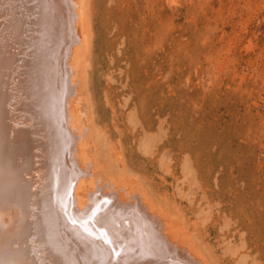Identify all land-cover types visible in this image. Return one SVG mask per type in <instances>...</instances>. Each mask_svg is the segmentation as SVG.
Masks as SVG:
<instances>
[{"label":"rangeland","instance_id":"rangeland-1","mask_svg":"<svg viewBox=\"0 0 264 264\" xmlns=\"http://www.w3.org/2000/svg\"><path fill=\"white\" fill-rule=\"evenodd\" d=\"M44 1L0 0V240L8 242L7 225L20 214L30 225L13 246L26 264H159L143 252V232L124 225L121 243L91 234L112 251L100 261L75 258L68 248L81 228L56 204L65 185L59 159L66 89L39 53L45 37L66 29L58 0ZM81 1L89 53L82 112L96 133L97 171L146 195L206 263L264 264V0ZM149 141V150L141 149ZM174 260L161 264H180Z\"/></svg>","mask_w":264,"mask_h":264},{"label":"bare ground","instance_id":"bare-ground-1","mask_svg":"<svg viewBox=\"0 0 264 264\" xmlns=\"http://www.w3.org/2000/svg\"><path fill=\"white\" fill-rule=\"evenodd\" d=\"M53 1L54 0L51 1L52 2V5H53ZM55 2H54V4H55ZM58 2H59V4L62 7L61 8L62 10L60 12V17L59 18H60V21L62 23V28L64 29V27H65V29H66V31H64L65 36H60V34H56V35H52L51 33H50L51 35L48 34L49 35V38L48 37H45V40L42 41L43 48L41 49V51L39 53L41 54L40 59H41V61H43L45 67H47L48 65H50L51 62L53 63V65H54V68L53 69L55 70L56 73H59L61 75L62 84H63V86H65L64 89H66L64 91V93H65V95H64L65 97L64 98H66L65 100H66L67 105L65 106L64 110L62 111L63 112V116H64V119H63L64 122L62 121V119H60V125H61V128L60 129L62 131L61 132V137L62 138H61V143H60L62 148L60 147L61 148L60 151L62 153L60 154L61 156H60V159H59L60 164H61L60 165V168L61 169L60 168L59 169L62 170V171H64V173H63L64 175H63V178H62L61 182L62 183L64 182L65 185H63V186L60 187V189L62 190V195L59 194L58 199H57V202L58 203H56V201H55V203L57 204V206H59V209L61 210V212L63 211V214L65 213L66 216H69L73 220L72 223H75L78 226V228L79 227L81 228L80 229L81 231H78L77 233H75L77 235L72 238L73 239V242H74V245L72 243L71 246H70L69 245L70 242L67 241L68 242V244H67L68 245V248H69L71 254L74 255V256L73 255L72 256L75 257V258H77V257L79 258V255L78 254H81L80 255V258H81V256L84 257L85 255H91V256H93V259L94 260L96 259V260H99L100 261V259L103 256H106L107 253L109 255V252L111 250H109V252H108V249L106 248V246H104L105 244L103 246H101V245L98 246V245L94 244V242L92 240V237H91V234L94 237H97L96 238V241L97 242L99 240H101V238H104V236L106 235L109 238V240H107L108 238L105 236L106 237V240L103 239V240H105L104 242L105 243H107V242L113 243V240H115L117 238H120L119 237V234H120L119 233V228H121L120 225H122V226L124 225L123 228L125 230L129 231V232L130 231L132 233L137 232V231H142L143 232L144 239H142L143 243L141 242L142 243L141 244L142 247H144V249H145V250L143 249L144 250L143 252H146L148 254L147 256H149V257H153L154 256L158 260V262H160L159 264H161L162 261H165L166 258L169 259V260H171L172 258H174L175 259L174 262L177 263V261H178L180 264H207V263H209V262H207V263L205 262L204 257L202 255L196 254L192 249H190L189 247H187V245L183 244L180 241L179 238H181V239H187L188 240V237L186 235L187 233L182 232V231H179V233L178 232H175L173 230V228H172L173 222L170 223L169 220L161 213V211H159L157 208H155L152 205V203L150 202V199L146 195L142 194L138 189L132 188V186H130L128 184V181H126L124 179L116 180V179H113V177H110V176L105 175V172L104 171H97L98 170V167H96L95 164H94V162L91 160V150L93 148L92 145L93 144H96V142H95L96 141V133L95 132L94 133H92V132L89 133L88 132L87 121L85 120L84 115H83V112H82V106L84 105L83 104V101H84V93H85V91L88 88L87 73H86L87 72L86 69H88V67H89V64H88V55H89V53L87 51L88 50V45H87L88 35H87V32H86L87 29H88V27H87L86 17H85L86 16V13H87V10L84 7V4L82 3L81 0H58ZM50 5H49V7H50ZM42 6H45V5H42ZM32 8H34V7H31V9ZM29 13H31V12H29ZM51 14L53 15V13H51ZM29 15H27V16H29ZM24 16L25 15H23V17ZM31 18L33 19V17H31ZM29 21L32 22V23L34 22V21H31V20H29ZM48 21H49V19H48ZM26 22H28V21H26ZM26 26H27V24H26ZM25 34L26 33H24V38H25ZM29 35H30V37L33 36L31 34H29ZM26 37H28V35H26ZM27 39H29V38H27ZM52 41L55 42L54 45L53 44L51 45L50 42H52ZM16 45H18V44H16ZM29 46H31V45H29ZM15 50H18V49L16 48ZM28 50H29V47H28ZM25 51H26V49H25ZM24 53H26V52H24ZM21 55H22V52H21ZM32 55H33V53H32ZM21 63L23 65V61ZM18 66L19 65H17V67ZM16 71H18V69ZM30 83H32V82H30ZM76 91H77V94L75 95V92ZM61 95H62V91H61ZM53 98H54V96H53ZM57 100H59V99H57ZM30 102H31V100H30ZM48 104H50V103H48ZM58 114H60V112H58ZM60 118H62V117L60 116ZM21 119H24V118L22 117ZM49 119H50V117H49ZM19 120L20 119H18V121ZM29 121H31V119L28 120V122ZM12 123H14V122L11 121V124ZM45 123H46V121H45ZM42 124H43V122H42ZM42 126H44V125H42ZM40 129H42V128H40ZM40 129H39V131H40ZM32 130H35V129H32ZM41 132H42V130H41ZM42 133H44V132H42ZM24 134H25V132H24ZM38 135H40V134H38ZM44 139H46V138H44ZM147 140H148V138H147ZM33 141H36V140H33ZM38 144H40V142ZM150 145H152L151 144V141H149V142H143L140 145V147H141V149H144V150L148 151ZM48 146H47V148H48ZM94 148H95V146H94ZM42 150H44V149L42 148L41 151ZM25 162H26V160H25ZM13 165L16 166L15 164H13ZM57 166H56V168H57ZM43 168H45V166ZM40 171L41 170H39L38 172L40 173ZM35 174H37V173H35ZM39 176H40V174H39ZM47 178H48V176H47ZM42 180H43V178H42ZM27 181H29V180H27ZM32 181H33V179H32ZM38 183H40V182H38ZM52 183H54V181ZM38 185H40V184H38ZM52 185H54V184H52ZM59 186H60V184H59ZM58 191H60V190L58 189ZM45 195H46V193H45ZM56 196L57 195H55L54 197H56ZM33 199H35V198H33ZM20 200L21 199L19 197V201ZM45 200H47V199H45ZM37 201H38V199H37ZM37 201H36V203H37ZM27 204H29V203H27ZM46 204H48V203H46ZM35 207H36V205H35ZM48 208H49V206H48ZM24 211H25V209H24ZM17 212H19V211H17ZM28 212H26L27 215H28ZM33 215H35V214H33ZM14 216H15V221H13L12 225H10V226L7 225V233L6 234H7V237H8L7 238L8 239V242H5L4 243V241H3L2 238L0 240V248H1V250L3 248H5V251L7 252L6 253L7 255L5 256V259L4 260L1 259L0 262L1 263L4 262L3 264H26L25 263L26 262L25 259L22 258V253H19L18 248L14 247L13 246V243L14 242H17V240L20 238V235L17 236L18 235V233H17L18 230L21 229L24 226L27 227V225H30L29 224V220L31 219V217L28 218V220L26 221L28 223H25V225H23L22 224V218H20V214H18V216L14 214ZM34 218H35V216L32 219H34ZM46 218H48V217H45V219ZM70 218L68 219L69 221L71 220ZM107 218H111L112 222H110V220L109 221L108 220L104 221V219H107ZM35 220L33 221L34 224H35ZM47 221H45V222L47 223ZM107 224H109V225H107ZM109 227L110 228L112 227V229H110ZM105 228L108 230L107 233L104 231ZM38 229H37V226H36V229H35L34 232L38 233L37 232ZM40 229H39V231H40ZM80 232H82V235L81 234L78 235V233H80ZM36 233H35V235H38L39 234V233L38 234H36ZM138 235H139V233H138ZM136 237H137V235H136ZM35 238H37V237H35ZM138 238H139V236L137 238H135V240H137ZM120 239H122V238H120ZM36 240H39V239H36ZM125 240L126 239L124 238L123 241H122V244L124 242V245L127 246V247L125 246L126 249L127 248H131L132 246L130 247V245L128 246V244H125L126 241H130V240L129 239L126 240V241ZM117 241L119 243L120 240L117 239ZM131 241H132V239H131ZM37 243H39V242H37ZM120 243H121V241H120ZM28 244H30V243H28ZM122 244H121V246H122ZM30 245H32V244H30ZM23 246H24V244H23ZM64 249H66V248H64ZM26 250H28V249H26ZM30 250H32V248ZM55 250H57V249H55ZM121 250H123V249H121ZM129 250L131 251V249H129ZM133 250L131 252H133ZM3 251H4V249H3ZM61 251H59V252H61ZM66 251H68V249ZM124 251H125V249H124ZM49 252H50V250H49ZM125 252H127V251H125ZM139 252H140V250H139ZM28 253H30V252H28ZM57 253L58 252H56V254ZM66 253H68V252H66ZM111 253H112V251H111ZM117 253H116V255H117ZM112 255H110V256H112ZM116 255H115V257H116ZM134 255H136V253H134ZM28 256H30V255H28ZM72 256H70V258ZM124 256H126V255H124ZM140 256H142V258H143V255H140ZM35 257H37V259H38V256H35ZM137 257H134V258H137ZM144 257H145V255H144ZM30 258H31V256H30ZM116 258H118V256ZM119 258H121V255H120ZM124 258L127 259V256L124 257ZM37 259H36V261H37ZM44 259L45 258H43L42 260H44ZM111 259H112V257L110 258V261H111ZM126 259H124V262H125ZM133 259H129V260H133ZM27 260H29V259H27ZM39 260H41L40 257H39ZM75 260L76 259H74V261ZM116 260H115L114 263L118 264L116 262ZM142 260H140V262ZM89 262H90V260H89ZM128 262H127V264H128ZM147 262H148V260H147ZM58 263L60 264V262H58ZM58 263H56V264H58ZM61 264H63V262H61ZM87 264H89V263L87 262ZM119 264H120V261H119Z\"/></svg>","mask_w":264,"mask_h":264}]
</instances>
